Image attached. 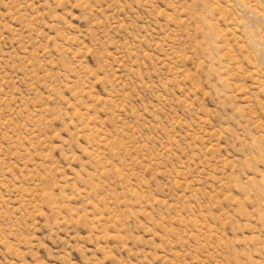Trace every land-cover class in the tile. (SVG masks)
I'll return each instance as SVG.
<instances>
[{
    "label": "rangeland",
    "instance_id": "rangeland-1",
    "mask_svg": "<svg viewBox=\"0 0 264 264\" xmlns=\"http://www.w3.org/2000/svg\"><path fill=\"white\" fill-rule=\"evenodd\" d=\"M0 264H264V0H0Z\"/></svg>",
    "mask_w": 264,
    "mask_h": 264
}]
</instances>
